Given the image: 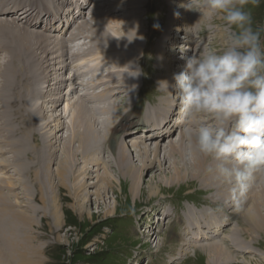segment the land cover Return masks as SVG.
Instances as JSON below:
<instances>
[{"label":"bare ground","instance_id":"bare-ground-1","mask_svg":"<svg viewBox=\"0 0 264 264\" xmlns=\"http://www.w3.org/2000/svg\"><path fill=\"white\" fill-rule=\"evenodd\" d=\"M64 1L66 3H61L60 0H0V146L6 145V148L0 150V173L10 172L13 168L15 176L24 179L19 182V187L28 190L21 197L28 204L34 199L27 196L32 182L38 191L48 189L53 194L52 199L44 196L41 201L45 205L47 199L53 201L51 218L59 227L61 217L54 191L57 188L55 179L58 180L60 190L67 188L75 194L76 203L83 214L87 199L83 196L80 201L77 195L80 196L88 187V181L94 172L88 166L92 165L99 170L104 167L105 175H108L105 179L97 171V177L102 183L99 189L106 192L107 189H112L110 172L116 170L121 184L124 181L130 182V195L136 199L142 193L140 187L144 173L156 166L161 170L166 167L164 162L168 165V161L172 159L173 165L181 168L174 167V175L168 186L181 185L189 180L191 183H198L211 200L208 202V205L211 204L209 206L202 204V210L196 206V210H192H201V214L196 220L188 219L186 226L189 230L192 225L208 219L215 222L214 230L220 231L231 222V218L244 214L237 221V226L242 230L239 227H230L222 243L211 246L213 262L247 264V258L250 264H264V256L257 243L258 238L264 236V177H256L243 209L237 212L225 203L228 196L227 186L216 183L209 171L210 167H214V162L201 157L194 150L189 157V144L182 133L177 131L181 128L178 123L179 112L173 103L174 92L169 86L174 83L172 78L177 71L175 68L172 70L171 58L159 60L156 77L159 83L158 92L163 97H168L171 102L163 99L162 103L167 102L162 105L165 109L153 113V101L150 103L153 106L151 109L144 113L140 111V115L132 113L133 116L127 118L125 124H121L119 128L115 126L118 120L120 122L122 114L130 113L129 107L135 110L138 105L133 101L134 93L137 94L143 89L141 85L140 89L138 87L136 70L141 61L140 58L131 57V53L141 45L140 38L144 34L141 11L144 7H149L145 0H95L94 6L92 0H77V4L75 0ZM167 2L169 7L165 12L168 19L170 17L172 20V31H185L182 41L184 43L181 42L180 46L182 54L190 57L192 50L194 54L200 53L203 42L194 35L199 34L201 38L207 35L203 29L204 24H213L215 17H206L211 14L198 11L195 5L192 11L186 10L181 5L186 4L187 0ZM189 12H194L192 17L188 16ZM119 13H123V17H116ZM179 16L183 22L178 20ZM113 23L116 25L113 26ZM122 30L126 33L123 34ZM217 30L209 45L216 41L215 36L219 33L227 35L220 28ZM56 34L58 35L55 36ZM174 36L166 35L157 44L159 58H163L166 52L175 55L177 43L174 46ZM170 38L171 41L168 42ZM187 44L191 47L186 48ZM142 49L140 51L145 54ZM103 53L106 55L103 56ZM184 60L186 61V57ZM177 64L179 67L176 70H183V62ZM141 82L143 85L144 80ZM70 100H74L71 105L68 103ZM63 106L65 108L61 109ZM147 112H152L154 119L146 117ZM173 112L176 114L174 122L178 124L177 130V124L168 122ZM207 119L200 117L196 123H204ZM64 132L65 135L62 134ZM175 133H180L178 142H174L176 136L174 141L170 139ZM117 134H123V138ZM106 135H110V139ZM166 141L167 144H164ZM108 146L115 158L112 164H105L100 159ZM59 151L62 152L60 158ZM56 157L59 159L55 160L57 168L53 171L50 164ZM137 162L141 164L140 167L136 165ZM82 165L83 168H80ZM41 178L45 179H42L43 183L39 180ZM259 180L262 184L258 187L255 184ZM14 188L16 186L9 178L0 177V209H12L22 205L18 194L3 193L5 189L11 191ZM158 189L151 187L149 193L158 196ZM85 190L90 194L88 188ZM100 192L97 198L101 197ZM226 208H231L234 216H224L221 209ZM107 212L108 216L115 214L112 210ZM185 213L181 221L185 219ZM24 215V212L14 210L0 211V218L4 219L0 221V242L8 245L11 224L17 225L26 220ZM185 230L182 227L177 234L178 238H183L181 243L188 241L185 239ZM200 234L202 233L199 236ZM188 235L190 237L192 234ZM176 243L173 242L174 245ZM14 246L10 249L5 247L4 250L0 246V264H7L4 252H8V249L11 250L8 255L16 256L14 252L17 247L15 246L14 251ZM165 246L160 250H164ZM200 249H191L194 253L192 256H196ZM175 253L180 261L186 260L187 257H183L181 249L175 250ZM254 256L258 257L256 262L254 258H250ZM176 257L171 255L169 261Z\"/></svg>","mask_w":264,"mask_h":264},{"label":"rangeland","instance_id":"rangeland-1","mask_svg":"<svg viewBox=\"0 0 264 264\" xmlns=\"http://www.w3.org/2000/svg\"><path fill=\"white\" fill-rule=\"evenodd\" d=\"M60 2L66 3L64 0H60ZM77 2L78 1L75 0L76 4ZM91 2L92 6L96 4L95 0H92ZM145 2L149 7H144L141 11L142 29L144 32L141 37L142 39L140 38L141 45H138L137 49L133 50L131 53V57L135 56L136 58H140V65L143 66L141 67L140 65H137L136 67L139 79L138 87L140 89L142 86L143 89L137 94L134 93L135 96H133V101L136 102L138 106H136L135 110L133 109L134 112L132 108L129 107L128 110L130 113L127 114L128 116L125 113L120 116V122L118 120L115 125L117 128H119L121 124H125L128 121L127 118L133 116L131 115L132 113L140 115V111L141 113H144L146 110L151 109L153 106L150 103L153 101L155 107L152 110L153 113L165 109L162 105L171 101L168 97H163L161 92H158L159 83L156 80V77L158 76L159 60L163 61L165 58H171L173 60L171 64L172 70L175 68V71H177L176 73H179L182 69L176 70L179 67L177 63L182 61L185 66L186 61L181 59V57H188V54H182L183 50L180 47L181 44L184 43L182 41L185 37V31L180 29L179 32L172 31L171 29L170 25L172 20L170 17L168 19L167 13L165 12V9H168L169 7L167 0H145ZM69 5L71 4L69 3ZM178 9H180V7H178ZM247 10L250 11L253 18V27L264 29V0H259L257 6L249 5ZM196 12L198 11L196 10ZM193 13L190 14L189 12L188 16L192 17ZM123 15V13H119L116 17L121 18ZM211 16L215 17V22L213 24L206 22L204 24L205 27L203 28L208 34L202 38L199 34L194 35V37L196 36L198 39H202V51L204 49L220 50L227 42L228 31L224 27V22L218 16L206 15L208 18ZM165 20L168 21L165 22ZM178 20L182 21L183 19L180 18ZM115 25L116 24L113 23V26ZM180 26L183 27L184 25ZM178 27L179 26H176V28ZM183 28H185V26ZM218 28L227 35L225 36L219 33L217 37L215 36L216 41L209 45L218 31ZM122 31L124 32L123 34L126 33L124 30ZM176 32L178 34H176ZM191 32L193 33V31ZM57 35L58 34L55 36ZM166 35H175L173 41H175L174 46H176L177 43L176 53L172 56L171 53L166 52L165 55H163V58H159L157 44L161 42ZM174 38H176V40ZM261 39L264 41V31L261 33ZM167 41H171V38ZM188 47L191 46L187 44L186 48ZM141 48H143L142 50L145 54H142L140 51ZM189 54L192 56L194 51L192 50V54ZM104 55L106 54L103 53V56ZM142 56L144 57L142 58ZM141 79L144 80L143 85ZM53 82L55 81L53 80ZM163 99H168V101L164 104L162 103ZM73 102L74 100H70L68 103L71 105ZM174 105L178 108L176 104ZM64 106L61 109H64ZM152 112H147L148 114L146 117L154 119V117L151 116ZM124 115H126V117ZM175 116L176 114L173 112L170 119H168V122L177 124L174 122ZM177 126L178 124L176 125L175 130L178 129ZM177 131H180V129ZM62 134L65 135V132ZM179 134L180 133H175L174 135H171V141L176 140L174 142H178ZM117 135L116 137H121L122 134ZM175 136L176 138L174 139ZM106 137H109L110 139V135H106ZM167 142L168 141L164 144H167ZM4 148H6V145L0 146V150H3ZM60 153L62 154V152L59 151V158L61 157ZM7 156L9 157V154ZM58 157L54 158V160L52 159L50 164L52 166L50 168H52L53 171L57 168V162L55 160L59 159ZM101 157L102 158H99L105 164H112L115 159L110 153L109 146ZM173 164L174 161L170 159L168 165L166 161L164 162V166L166 167H163L161 170L156 166L151 171L144 173V178L142 179V185L140 187L142 193H139L138 198L136 199L130 195V182L124 181L121 184L120 175L116 170L115 172H110L113 181L112 189H107V192L99 189L102 183L97 176L100 175L107 179L106 176L108 177V175L107 173L105 175L104 167H100L99 170L92 165L88 166L90 170L94 169V172H92L90 177L91 179L88 181V185L86 184L88 190H90V194L89 192L87 193V190H85L87 188H85L84 191L80 193V196L77 195L80 201L83 199V196L87 199V204H85L84 210L85 212L83 214L76 203L75 194L71 193L67 188L60 190L58 180L55 179L54 184L57 188H55L54 191L57 196V203L59 204L58 212L61 217V226L59 227L55 225L51 218L53 212L51 206L53 201L49 199H52L53 194L48 192V189H44L45 191H38V189L33 187L32 182L28 187V189L30 188V193L27 196L34 199L28 204L26 199L21 198L23 197V193L28 190L23 189L22 186L19 187V182L24 181V179L15 176L13 168L10 169V172H1L0 177L9 178L16 186V188L11 191L5 189L3 193L6 194L10 192L12 195L18 194V197H20L19 202L22 203V205L12 209H0V211L7 210L8 212L14 210L24 212L26 218V220L20 222V224H11L9 228L8 245L4 244L5 242H0V246L1 248L3 247V250L5 247L10 249L13 245L17 247L16 251L15 246L13 248L16 256L8 255V253L11 252L9 249L7 250L8 252H4L7 264H215L210 253L212 250H210V248H212L211 246L213 244H221L224 240L223 238H225L231 228L239 227L237 226V221H239L244 214L242 213L241 216L231 218V222L225 225L224 228L220 230L221 232L219 230H214L213 223L215 222L213 220L208 221V219L200 221V224L198 225H192V229L189 230L186 226L188 224V219L196 220L200 218L202 204L208 205V202L210 203L211 200H209L210 196L207 195L208 193L203 191L198 183H191L189 180L181 185H172L173 187H169L168 183L172 180V175H174V167H180L179 165L177 166L176 164ZM136 165L140 167L141 164H138L137 162ZM80 168H83V165ZM42 179L43 178L39 180L43 183V180L45 179ZM260 184H262L261 180L255 185L259 187ZM151 187L159 188L158 196L149 193L151 192ZM98 192H100V198H97V194H99ZM44 196L49 198L46 200V205L41 201ZM13 202H16L15 199H13ZM195 206L201 210L198 212L192 211L196 210ZM109 210L115 211V214L108 216L106 212ZM222 212L224 216H234L232 215L233 210L231 208H226L225 210H222ZM184 213L185 219L181 221ZM88 214H90L91 217L88 216ZM173 215H176V217ZM1 220L3 221L4 219L0 218V221ZM181 226L187 231L185 239L188 241L185 240L183 243L180 242L183 238L180 239L177 235L179 234V230L182 229ZM239 229L241 228L239 227ZM212 230L215 232L212 233ZM149 231L150 234L148 235ZM199 233L202 234L199 236ZM188 234L194 235L189 237ZM201 235L204 237L203 239H201ZM173 242H177L176 245H174L175 243L173 244ZM257 243L264 256V236L261 238L259 237ZM9 245L11 246L9 247ZM163 245H166L164 248L165 251L160 250V248H163ZM197 247L201 249L197 251L196 256H192L194 253L191 249H196ZM178 248L181 249L183 257H187L183 262L180 261V257L175 256L177 253H175V250L179 251ZM171 255L176 258L169 261ZM250 258H254L255 262L256 259L258 260L257 256ZM13 260L15 262L12 263ZM246 262L247 264H250V260L247 258ZM222 263L224 264V262Z\"/></svg>","mask_w":264,"mask_h":264},{"label":"clouds","instance_id":"clouds-1","mask_svg":"<svg viewBox=\"0 0 264 264\" xmlns=\"http://www.w3.org/2000/svg\"><path fill=\"white\" fill-rule=\"evenodd\" d=\"M258 4L259 0H187L181 5L218 16L228 37L220 50L204 49L187 57L169 85L189 157L194 150L214 162L209 171L216 183L227 186L225 203L237 212L256 177H264V29L253 27L247 10ZM200 117L208 119L197 124Z\"/></svg>","mask_w":264,"mask_h":264}]
</instances>
